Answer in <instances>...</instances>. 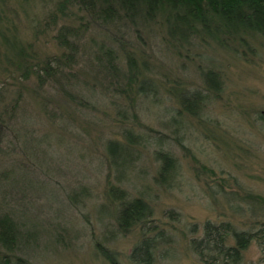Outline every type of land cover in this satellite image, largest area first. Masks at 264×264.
Segmentation results:
<instances>
[{"label": "rangeland", "instance_id": "obj_1", "mask_svg": "<svg viewBox=\"0 0 264 264\" xmlns=\"http://www.w3.org/2000/svg\"><path fill=\"white\" fill-rule=\"evenodd\" d=\"M12 5L11 33L41 56L60 54V27L116 48L132 74L118 99L131 108L125 123L102 100L97 111L61 101L45 108L34 79L27 82L24 117L0 143V173H13L12 182L0 181V202L11 199L27 215L26 245L0 264H207L220 249L237 257L219 264H264V36L224 46L187 41L164 5L155 16L134 10L135 49L107 29L85 32L68 0ZM51 18L57 26L46 31ZM112 140L122 144L116 160ZM139 197L150 216L121 228L125 202ZM202 239L206 249L198 250Z\"/></svg>", "mask_w": 264, "mask_h": 264}, {"label": "trees", "instance_id": "obj_2", "mask_svg": "<svg viewBox=\"0 0 264 264\" xmlns=\"http://www.w3.org/2000/svg\"><path fill=\"white\" fill-rule=\"evenodd\" d=\"M68 3L76 10L80 26L85 32L99 30V34H103L104 29H107L113 33L114 41L120 46H132L135 49L138 43L133 40L137 32L134 10H144L147 16H155L162 13L161 10L164 11V5H169L171 9L168 21L172 22L171 18H174V26L182 39L187 41L211 39L224 46L229 41L241 43L264 36V0H68ZM12 7V0H0V143L8 137L5 128L15 119L18 124V119L24 117L26 110L22 113L18 110L26 92H29L27 82L31 79L35 81L34 96L41 99L45 108L48 103L60 105L58 101H61L69 106L78 105L88 111H97L98 102L102 100L116 108L115 114L121 117L119 121L125 123L131 107L121 103L118 97L124 98L131 90L132 74L122 64L119 51L110 45L96 48L84 41L85 36L77 34L76 29L60 27L54 36L60 54L41 56L33 44L23 40L17 33H11L8 14L14 9ZM56 22L54 18L45 20L44 29L47 31L56 27ZM211 76L212 72L208 73L209 79ZM140 83V88L145 87V82ZM54 114L64 120L63 115ZM22 122L24 126L26 120ZM27 124L29 122L25 124L29 127ZM125 129V136L130 143L133 142L132 129ZM31 130L35 131L32 127ZM107 149L111 158L116 160L122 144L112 140ZM7 172L0 173L1 182H12L13 173ZM114 194V197L122 195L116 191ZM1 199L0 257L7 253L16 254L18 250L24 251V229L27 228L24 221L27 215L20 214L13 204L12 209L11 199L6 200L3 196ZM124 206V212L118 219L121 228L128 226L129 222L136 223L150 216L148 203L139 198L125 202ZM222 226L226 232L229 226ZM214 229L220 232L222 228ZM203 240L198 244V250L206 249V246L201 247ZM142 249L140 246L136 250L140 252ZM202 254L206 255L205 252ZM236 257V249H220L209 254L205 263H226Z\"/></svg>", "mask_w": 264, "mask_h": 264}, {"label": "bare ground", "instance_id": "obj_3", "mask_svg": "<svg viewBox=\"0 0 264 264\" xmlns=\"http://www.w3.org/2000/svg\"><path fill=\"white\" fill-rule=\"evenodd\" d=\"M139 199H141V200H143V201H145L143 198H141V197H139ZM146 202V201H145ZM147 203V202H146ZM141 255H143V253H140Z\"/></svg>", "mask_w": 264, "mask_h": 264}]
</instances>
